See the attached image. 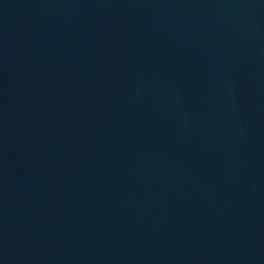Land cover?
<instances>
[{
  "label": "water",
  "instance_id": "1",
  "mask_svg": "<svg viewBox=\"0 0 264 264\" xmlns=\"http://www.w3.org/2000/svg\"><path fill=\"white\" fill-rule=\"evenodd\" d=\"M0 264H264V0H0Z\"/></svg>",
  "mask_w": 264,
  "mask_h": 264
}]
</instances>
